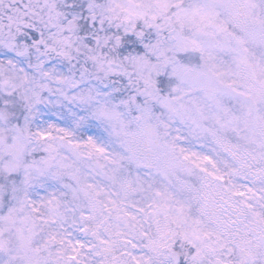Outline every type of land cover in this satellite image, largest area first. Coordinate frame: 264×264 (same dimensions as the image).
<instances>
[{
	"label": "snow or ice",
	"instance_id": "snow-or-ice-1",
	"mask_svg": "<svg viewBox=\"0 0 264 264\" xmlns=\"http://www.w3.org/2000/svg\"><path fill=\"white\" fill-rule=\"evenodd\" d=\"M0 264H264V0H0Z\"/></svg>",
	"mask_w": 264,
	"mask_h": 264
}]
</instances>
